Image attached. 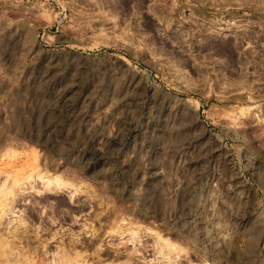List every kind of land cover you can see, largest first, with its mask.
I'll use <instances>...</instances> for the list:
<instances>
[{"label": "rangeland", "instance_id": "1", "mask_svg": "<svg viewBox=\"0 0 264 264\" xmlns=\"http://www.w3.org/2000/svg\"><path fill=\"white\" fill-rule=\"evenodd\" d=\"M0 264H264V0H0Z\"/></svg>", "mask_w": 264, "mask_h": 264}]
</instances>
